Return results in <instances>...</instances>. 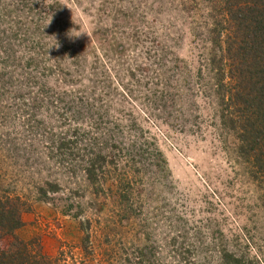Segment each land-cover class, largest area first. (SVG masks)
I'll list each match as a JSON object with an SVG mask.
<instances>
[{"label": "rangeland", "instance_id": "obj_1", "mask_svg": "<svg viewBox=\"0 0 264 264\" xmlns=\"http://www.w3.org/2000/svg\"><path fill=\"white\" fill-rule=\"evenodd\" d=\"M218 5L0 0V187L29 207L14 237L51 264H264V189L218 117Z\"/></svg>", "mask_w": 264, "mask_h": 264}, {"label": "trees", "instance_id": "obj_2", "mask_svg": "<svg viewBox=\"0 0 264 264\" xmlns=\"http://www.w3.org/2000/svg\"><path fill=\"white\" fill-rule=\"evenodd\" d=\"M221 19L212 20L211 42L223 52L228 69H220L214 57L215 93L220 106L222 127L234 135L236 154L244 163L247 175L264 189V0H218ZM63 141L59 148L65 147ZM81 171L94 193L100 190L102 157L91 152L82 159ZM99 171V172H98ZM118 184V183H117ZM37 192H56V185L45 184ZM122 185L119 184V188ZM20 197L0 187V264H51L38 254L31 241H22L13 233L21 226L20 210H28ZM4 236H12L1 245ZM226 264H240L232 253L224 251Z\"/></svg>", "mask_w": 264, "mask_h": 264}, {"label": "clouds", "instance_id": "obj_3", "mask_svg": "<svg viewBox=\"0 0 264 264\" xmlns=\"http://www.w3.org/2000/svg\"><path fill=\"white\" fill-rule=\"evenodd\" d=\"M50 21H51V19H50ZM50 21H49V23H50ZM57 47H58V45H56Z\"/></svg>", "mask_w": 264, "mask_h": 264}]
</instances>
